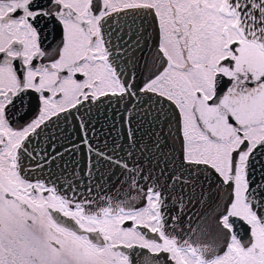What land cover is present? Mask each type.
<instances>
[{
  "label": "snow or ice",
  "instance_id": "6c2138e0",
  "mask_svg": "<svg viewBox=\"0 0 264 264\" xmlns=\"http://www.w3.org/2000/svg\"><path fill=\"white\" fill-rule=\"evenodd\" d=\"M0 264H264V0H0Z\"/></svg>",
  "mask_w": 264,
  "mask_h": 264
},
{
  "label": "water",
  "instance_id": "95a60500",
  "mask_svg": "<svg viewBox=\"0 0 264 264\" xmlns=\"http://www.w3.org/2000/svg\"><path fill=\"white\" fill-rule=\"evenodd\" d=\"M95 115H97V114L94 113V116H95ZM93 122H95V120H94ZM110 126H111V121L109 120L107 123H105L103 117H101L100 122H99V127H103V128L105 129V135L107 134V128L110 127ZM68 134L71 136V138H72L73 140L76 139L75 134L72 132V128H71V126L69 127V133H68ZM103 194H104V193H101V195H103Z\"/></svg>",
  "mask_w": 264,
  "mask_h": 264
},
{
  "label": "flooded vegetation",
  "instance_id": "af4514ba",
  "mask_svg": "<svg viewBox=\"0 0 264 264\" xmlns=\"http://www.w3.org/2000/svg\"><path fill=\"white\" fill-rule=\"evenodd\" d=\"M138 251H139L138 249L129 250L130 255H131V258H132L133 261L136 260V258H137V252H138Z\"/></svg>",
  "mask_w": 264,
  "mask_h": 264
}]
</instances>
